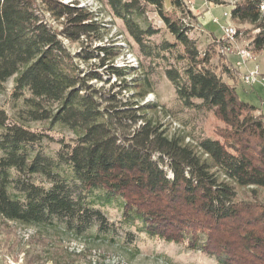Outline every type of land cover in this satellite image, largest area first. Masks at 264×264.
Returning a JSON list of instances; mask_svg holds the SVG:
<instances>
[{"label": "trees", "instance_id": "trees-1", "mask_svg": "<svg viewBox=\"0 0 264 264\" xmlns=\"http://www.w3.org/2000/svg\"><path fill=\"white\" fill-rule=\"evenodd\" d=\"M83 1L0 0V92L12 79L11 96L23 105L12 124L0 110V220L60 226L84 246L113 240L117 227L103 209L115 206L129 242L143 236L217 264H264V204L237 199L241 190L264 191V118L223 80L239 77L234 64L217 71L209 49L199 51L188 35L197 19L188 0H168L179 23L166 16L165 0H93L122 23L142 58L172 53L164 75L177 99L223 126L197 142L168 135L146 118L157 106L143 104L150 84L141 63L117 66L123 48L106 39V23ZM147 8L173 43L149 44L158 31L143 18ZM230 20L256 32L253 56L264 53V0H239ZM122 91L131 96L123 100ZM26 123L59 126L74 139L50 157L37 150L44 135Z\"/></svg>", "mask_w": 264, "mask_h": 264}, {"label": "rangeland", "instance_id": "rangeland-1", "mask_svg": "<svg viewBox=\"0 0 264 264\" xmlns=\"http://www.w3.org/2000/svg\"><path fill=\"white\" fill-rule=\"evenodd\" d=\"M188 1L193 6L192 14L197 16L194 28L188 35L199 51L204 52L209 49L210 63L217 71H220L222 64L227 65L228 62L234 64L238 60L234 55L235 49L233 50L234 47L229 40L223 39V28H234L239 32V37L236 39L239 46L248 44L249 37L256 33L248 25L231 22L230 12L233 4L239 0H221L224 2L222 5H215L208 0ZM100 5V8L96 10L99 7L98 3L92 0L88 3L83 1L79 6L96 10L99 19L107 25L106 39L117 41L118 45L123 48L121 57L116 61L117 66L134 65L137 67L136 65L141 63V72L145 73L150 84L143 104L157 106L156 110L146 112V118L159 124L160 130L166 131L168 135L172 133L188 135L190 140L196 142L215 137V131L223 126L209 113L184 107L177 99L174 87L165 77L164 69L168 64L174 63L172 53L159 52L158 58H142L137 46L125 33L122 23L111 18L104 2ZM164 9L170 21L179 23V14L169 6L168 0L164 2ZM143 18L147 24L158 31L149 39L150 45H157L162 41L174 42L162 21L150 8L145 9ZM212 19H216L217 24L213 23ZM217 39L224 41L223 48L216 44ZM76 49V45L71 46L72 51ZM255 70L260 76H264V53L254 55L242 66L238 71L239 77L233 74L234 72H229L228 75L222 77L229 83H236V93L239 99L256 107L264 118V84L257 82L252 87H248L240 79V75ZM113 81L112 78L110 85ZM118 84L119 82L116 85ZM105 89H108V85ZM120 91L121 89L117 86L113 89V92ZM11 92L12 79L3 86L0 92V110L7 115L8 124L17 122L16 115L23 109L22 102L13 99ZM130 94L122 91L119 96L124 100L130 97ZM24 127L44 135V140L37 150L50 157H54L61 142H70L74 139L67 129L50 126L47 123H26ZM237 199L244 204H264V191L258 190L253 196L250 190H241L237 193ZM103 213L107 217L108 224L117 227L116 235L110 234L112 241L83 239L84 246L79 242H71L72 237L70 239V236H66L60 226L29 228L18 223L0 220V264H104L110 261H113V264H217L213 259L198 252L147 240L143 236H134L132 242H129L125 236L129 230L119 228V209L115 206L107 207L103 209Z\"/></svg>", "mask_w": 264, "mask_h": 264}, {"label": "built area", "instance_id": "built-area-1", "mask_svg": "<svg viewBox=\"0 0 264 264\" xmlns=\"http://www.w3.org/2000/svg\"><path fill=\"white\" fill-rule=\"evenodd\" d=\"M187 4L190 7V9H192L191 2L188 1ZM211 21L215 24H217L218 22L216 19H212ZM237 37H239L238 31H228L227 27L223 28V39L229 40L232 46L234 47L233 50L235 49L234 55L237 57L238 60L234 63L233 68L238 72L241 69V67L244 66L254 56L252 55L250 49L248 48V44L244 46L243 45L239 46L236 43ZM240 79L242 83L248 87H252L257 82L264 84V76H260L256 70L241 75ZM104 264H113V261Z\"/></svg>", "mask_w": 264, "mask_h": 264}, {"label": "bare ground", "instance_id": "bare-ground-1", "mask_svg": "<svg viewBox=\"0 0 264 264\" xmlns=\"http://www.w3.org/2000/svg\"><path fill=\"white\" fill-rule=\"evenodd\" d=\"M86 3H88V2H92V0H86L85 1ZM90 6V5H89ZM228 29V31H235V29L234 28H227ZM73 241V240H72ZM120 263V262H119Z\"/></svg>", "mask_w": 264, "mask_h": 264}, {"label": "crops", "instance_id": "crops-1", "mask_svg": "<svg viewBox=\"0 0 264 264\" xmlns=\"http://www.w3.org/2000/svg\"><path fill=\"white\" fill-rule=\"evenodd\" d=\"M192 8H193V6H192ZM200 22V21H199ZM236 57V56H235ZM237 58V57H236ZM240 74V73H239ZM240 77H241V75H240Z\"/></svg>", "mask_w": 264, "mask_h": 264}]
</instances>
